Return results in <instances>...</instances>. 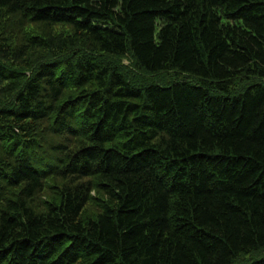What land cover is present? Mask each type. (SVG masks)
Segmentation results:
<instances>
[{"label":"trees","instance_id":"1","mask_svg":"<svg viewBox=\"0 0 264 264\" xmlns=\"http://www.w3.org/2000/svg\"><path fill=\"white\" fill-rule=\"evenodd\" d=\"M0 264H264V0H0Z\"/></svg>","mask_w":264,"mask_h":264},{"label":"rangeland","instance_id":"2","mask_svg":"<svg viewBox=\"0 0 264 264\" xmlns=\"http://www.w3.org/2000/svg\"><path fill=\"white\" fill-rule=\"evenodd\" d=\"M171 78V76L166 75L165 79L162 81L163 83H166L167 80H169Z\"/></svg>","mask_w":264,"mask_h":264}]
</instances>
